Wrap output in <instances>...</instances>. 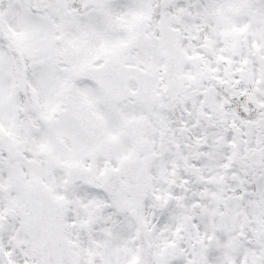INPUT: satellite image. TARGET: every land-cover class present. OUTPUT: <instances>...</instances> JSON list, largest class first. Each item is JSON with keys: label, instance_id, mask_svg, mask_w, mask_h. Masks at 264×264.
<instances>
[{"label": "snow or ice", "instance_id": "obj_1", "mask_svg": "<svg viewBox=\"0 0 264 264\" xmlns=\"http://www.w3.org/2000/svg\"><path fill=\"white\" fill-rule=\"evenodd\" d=\"M0 264H264V0H0Z\"/></svg>", "mask_w": 264, "mask_h": 264}]
</instances>
